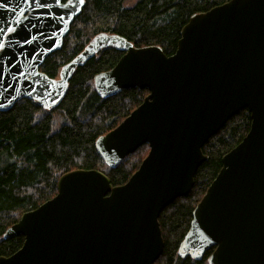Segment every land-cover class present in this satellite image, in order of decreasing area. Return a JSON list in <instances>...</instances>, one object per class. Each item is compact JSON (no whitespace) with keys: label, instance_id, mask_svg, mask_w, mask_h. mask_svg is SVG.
Instances as JSON below:
<instances>
[{"label":"water","instance_id":"1","mask_svg":"<svg viewBox=\"0 0 264 264\" xmlns=\"http://www.w3.org/2000/svg\"><path fill=\"white\" fill-rule=\"evenodd\" d=\"M84 3L0 0V111L23 98L55 107L75 68L114 46L123 54L94 75L95 91L148 93L95 148L110 167L145 143L149 150L121 185L98 169L61 174L53 197L5 229L4 237L22 235L23 243L0 264H154L164 246L161 210L190 191L207 159L203 144L243 108L249 130L222 156L177 253L200 259L213 248L208 264H264V0H228L193 13L169 55L100 32L58 78L49 77L39 67L61 48Z\"/></svg>","mask_w":264,"mask_h":264},{"label":"trees","instance_id":"2","mask_svg":"<svg viewBox=\"0 0 264 264\" xmlns=\"http://www.w3.org/2000/svg\"><path fill=\"white\" fill-rule=\"evenodd\" d=\"M123 1L85 0L61 48L49 54L39 69L58 78L61 67L100 32L120 35L135 46L159 45L165 54H172L193 13L228 0H136L130 6ZM122 54L123 50L105 46L77 66L55 107L46 109L23 98L0 111V256L11 255L23 243L22 235L4 237L5 229L23 212L53 197L64 172L98 169L112 185H121L137 170L147 143L115 167L108 166L95 148L96 138L119 124L148 93L146 88H123L102 97L95 91L94 75L110 69ZM250 121L248 109L243 108L203 144L207 159L198 166L190 191L168 203L158 216L164 246L154 264H208L213 248L193 259L180 257L178 245L189 228L192 210L221 168L222 156L241 141Z\"/></svg>","mask_w":264,"mask_h":264},{"label":"rangeland","instance_id":"3","mask_svg":"<svg viewBox=\"0 0 264 264\" xmlns=\"http://www.w3.org/2000/svg\"><path fill=\"white\" fill-rule=\"evenodd\" d=\"M136 0H124L123 1V5L124 6H130V5H132V4H134V2H135ZM148 145V144H147ZM148 150H149V146L147 147V149L146 148H144V150H143V152H142V154H144V157L146 156V154L148 153ZM145 152V153H144ZM141 154V155H142ZM140 155V156H141ZM143 157V158H144Z\"/></svg>","mask_w":264,"mask_h":264},{"label":"snow or ice","instance_id":"4","mask_svg":"<svg viewBox=\"0 0 264 264\" xmlns=\"http://www.w3.org/2000/svg\"><path fill=\"white\" fill-rule=\"evenodd\" d=\"M79 2H80V3H83V0H79ZM37 3H39V0H37ZM57 3H59V0H57ZM41 6H43V5H41ZM66 6H67V5H66ZM0 31H3V29H0ZM8 31H9V32H12V31H14V29L9 28ZM0 47H3V45L0 44Z\"/></svg>","mask_w":264,"mask_h":264},{"label":"bare ground","instance_id":"5","mask_svg":"<svg viewBox=\"0 0 264 264\" xmlns=\"http://www.w3.org/2000/svg\"><path fill=\"white\" fill-rule=\"evenodd\" d=\"M14 105V104H13Z\"/></svg>","mask_w":264,"mask_h":264}]
</instances>
